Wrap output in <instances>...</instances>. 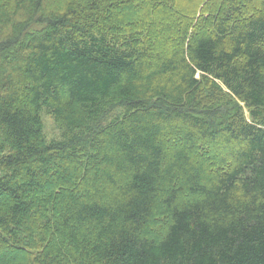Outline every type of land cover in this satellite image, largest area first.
Returning <instances> with one entry per match:
<instances>
[{
    "label": "trees",
    "instance_id": "16d2710c",
    "mask_svg": "<svg viewBox=\"0 0 264 264\" xmlns=\"http://www.w3.org/2000/svg\"><path fill=\"white\" fill-rule=\"evenodd\" d=\"M0 264H264V0H0Z\"/></svg>",
    "mask_w": 264,
    "mask_h": 264
},
{
    "label": "rangeland",
    "instance_id": "374dc122",
    "mask_svg": "<svg viewBox=\"0 0 264 264\" xmlns=\"http://www.w3.org/2000/svg\"><path fill=\"white\" fill-rule=\"evenodd\" d=\"M181 5L182 4L180 2H177V3H174L171 6V8H170L171 11H173V19H174V21L176 20V15H178L179 17L182 16V12L179 9V7ZM159 15H160V17H154L153 18L152 27H156L157 28V27L161 26V25H158L157 26L155 24V21H157V20L158 21H161L162 20L161 17L164 16L162 12H160ZM193 18H191L192 21H193ZM246 115H247V113H246ZM41 116H42V122H43V132H44V135H45L46 140L47 141H53V140L58 141V140H61L62 129L60 128V126L58 124L54 123L51 120V118L49 117V115L46 114L45 110H43Z\"/></svg>",
    "mask_w": 264,
    "mask_h": 264
}]
</instances>
